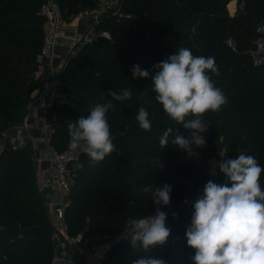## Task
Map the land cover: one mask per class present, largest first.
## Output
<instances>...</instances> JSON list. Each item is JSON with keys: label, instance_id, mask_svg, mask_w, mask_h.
Here are the masks:
<instances>
[{"label": "trees", "instance_id": "1", "mask_svg": "<svg viewBox=\"0 0 264 264\" xmlns=\"http://www.w3.org/2000/svg\"><path fill=\"white\" fill-rule=\"evenodd\" d=\"M43 1L0 0V264H52L58 250L51 219L37 190L32 145L27 139L25 146L14 149L11 143L13 129L27 118L38 88ZM117 1L119 14L105 15L96 24L98 30L111 22L110 39L99 38L68 54L61 73L67 99L49 106L45 115L53 129L52 145L62 151L70 140L68 123L87 116L96 103L111 100L107 96L110 89L118 94L125 88L132 92L128 101H112L114 108L107 114L116 151L94 166L82 153L80 161L71 166L73 183L65 209L69 233L90 234L95 227L101 235L115 239L102 264H131L143 255L166 264H192L195 250L185 238L191 214L184 201L203 195L209 180L226 181L218 167L214 179L202 172L203 163L212 152L220 161L219 152H226L225 159H230L243 151L264 166V64H256L251 55L256 27L264 23V0H237L240 8L234 16L227 11L232 0ZM59 4L64 20L70 23L94 1L59 0ZM229 38L236 40V50L228 46ZM181 47L189 48L194 56L215 58L220 74L212 80L228 98L219 111L204 114L209 125L203 134L206 144L191 157L171 144V136L167 147L160 146L163 132L180 126L155 101L151 77L133 80L130 71L138 64L151 73L154 64ZM140 106L149 112L150 132L142 131L135 119ZM159 164L164 167L157 168ZM165 183L172 185L171 202L159 207L167 213L169 241L146 253L132 249L121 238L127 232L128 218L150 216L158 207L139 189ZM261 186L264 190V172Z\"/></svg>", "mask_w": 264, "mask_h": 264}, {"label": "clouds", "instance_id": "2", "mask_svg": "<svg viewBox=\"0 0 264 264\" xmlns=\"http://www.w3.org/2000/svg\"><path fill=\"white\" fill-rule=\"evenodd\" d=\"M130 71L133 80L151 77L155 101L169 119L188 133L185 135L180 128L169 127L159 138L160 146L167 147L171 136V144L189 157L195 154V149L205 146L203 134L209 125L204 114L217 112L228 102L224 91L212 80V76L220 74L215 58L194 56L189 48L181 47L175 54L154 64L151 73L138 64ZM107 96L111 100L96 103L87 116H79L67 125L68 149L86 154L92 166L116 151L107 114L114 108L112 101H128L132 92L125 88L118 94L110 89ZM135 119L142 131H151L152 120L144 106L138 108ZM226 154L219 152L221 159L216 164L226 181H207L203 195L192 204L191 222L185 232L187 245L195 250L190 259L192 264H264V190L261 186L264 166L243 151L230 159H225ZM163 167L164 164L157 166ZM139 191L147 199L151 197L158 207L150 216L129 217L127 232H123L121 238L126 239L132 249L139 248L146 253L150 248L163 247L169 241L171 229L166 226L167 213L159 206H170L172 185L165 183L154 188L153 184H148ZM177 216L173 213V218ZM131 264L166 262L143 255L133 259Z\"/></svg>", "mask_w": 264, "mask_h": 264}, {"label": "built area", "instance_id": "3", "mask_svg": "<svg viewBox=\"0 0 264 264\" xmlns=\"http://www.w3.org/2000/svg\"><path fill=\"white\" fill-rule=\"evenodd\" d=\"M39 12L44 18V25L43 45L38 58L41 65H48L50 71L37 98L30 102L29 110L40 105V102L46 103L48 107L54 103L62 104L65 102L61 90V73L66 60H62L57 54L61 44L73 52L77 47L90 44L99 38L110 39L108 33L99 32L96 28V24L104 16V11H97L92 16L94 22L85 32H80L75 24L67 23L64 20L59 0H44ZM255 32L256 37L251 55L256 64H264V23L259 24ZM228 46L236 50V40L229 38ZM29 126L27 117L22 125L13 129L14 134L11 136V143L14 149L27 144L28 138L25 133ZM42 129L45 133L44 141L47 146L44 158L46 157L50 162V167L41 170L37 185L41 193L50 188L53 189L54 194V202L51 203V207H53L51 228L52 239L57 244L58 250L52 264H102L108 250L116 240L106 235L98 239L87 234L73 236L69 233L65 218V209L68 205L73 183L71 166L80 161L82 152L79 150L71 151L68 147L62 151L55 149L52 145L53 129L51 124L45 120ZM5 136L4 133L3 137ZM39 162L42 165L45 159H41Z\"/></svg>", "mask_w": 264, "mask_h": 264}, {"label": "crops", "instance_id": "4", "mask_svg": "<svg viewBox=\"0 0 264 264\" xmlns=\"http://www.w3.org/2000/svg\"><path fill=\"white\" fill-rule=\"evenodd\" d=\"M239 8L240 6L237 4L236 0L230 1L229 4L227 5V11L230 16H234L239 10ZM71 21H73V18L71 19ZM87 21L88 20H85L82 23L81 21H78V24H80L79 25L80 31L81 29H83L82 26H87L86 25L88 23ZM89 21H90L89 23L92 22V20H89ZM69 53L70 51L65 46H62V44L58 48V51H57L58 56L62 60H65ZM49 71L50 69L47 64H43L42 66L39 67V70L37 72L38 88L33 93L32 100L37 98V95L40 89L42 88L44 83L47 81ZM47 108L48 106L46 103L40 102V105L38 106L36 105L35 108L30 109L28 111V116H27L30 126L28 130L26 131L25 135L27 136L28 140L30 141L32 145L34 158H35V161L37 162V180L40 177L41 170L50 167V162H48L46 157L44 158V154H46V151H47V146L44 141L45 133L42 129V125L45 123V120H46L45 115H46ZM41 159H45V162L42 165H40V162H39ZM42 198L45 203L47 215L49 216V218H51V213H52L51 203L54 202L53 189H50V188L47 189V191L43 194Z\"/></svg>", "mask_w": 264, "mask_h": 264}, {"label": "rangeland", "instance_id": "5", "mask_svg": "<svg viewBox=\"0 0 264 264\" xmlns=\"http://www.w3.org/2000/svg\"><path fill=\"white\" fill-rule=\"evenodd\" d=\"M93 1H94V4H93V6L91 8L81 9L80 14L77 15V16H75L73 18V21H71L72 24H75V26L78 27V29H79V27H80L79 25L80 24H78V21H81V23H82L83 21L88 20L87 21L88 23L86 24L87 26H82L83 29H81V31L79 30L80 32H85L93 24L94 21H92L91 23H89L90 22L89 20H92V16L95 15L97 11H100V10L101 11H104V16L105 15H108V14H112V15L119 14V10H118V7H117V5H118V1L117 0H93ZM237 4H238V1H237ZM144 19H145V15L144 16H141L139 18L140 21H144ZM110 25H112L111 22H108V24L106 26L102 25V27H100L98 29V31L99 32H101V31L102 32H106V33H108L110 35L109 30H107L108 29V26H110ZM103 30H105V31H103ZM40 66H42V65L40 64ZM61 90H62V86H61ZM62 93H63V96H64V100H66L67 99L66 98L67 97L66 93L63 92V91H62ZM31 101H32V98H31L30 102ZM29 105H30V103H29ZM28 111H29V109H28ZM56 123H57V120H54L53 121V124H56ZM124 130H125V128H124ZM213 154H214V152L211 153V155L209 156V159L207 160V162L206 163H203V169H202V172L208 173V175H209V177H211V179H214L215 176H216V171H217L216 164L219 162V161H216L215 160ZM214 181H217L218 183H224L225 182V181L217 180V178H215ZM37 190H38V185H37ZM38 192H39V194L41 196H43V194L45 193V192L44 193H41L39 190H38ZM198 196H200V195H198ZM69 197H70V195H69ZM49 201H51V200H49ZM194 202L195 201H194V199L192 197L191 200L188 201V203L185 204V206H184L185 209L190 214H192V212H193L192 204ZM51 209H52L51 210L52 211L51 214H53V207H51ZM50 219H52V216H51ZM89 232H90V234L89 233H85V234L90 235V236H93V237H95L97 239L100 238V237H103V235H101L100 233H98L96 231L95 227L92 228Z\"/></svg>", "mask_w": 264, "mask_h": 264}, {"label": "water", "instance_id": "6", "mask_svg": "<svg viewBox=\"0 0 264 264\" xmlns=\"http://www.w3.org/2000/svg\"><path fill=\"white\" fill-rule=\"evenodd\" d=\"M124 127H125V125H122V126H121V129H120V130H121V132H123V131H124Z\"/></svg>", "mask_w": 264, "mask_h": 264}]
</instances>
